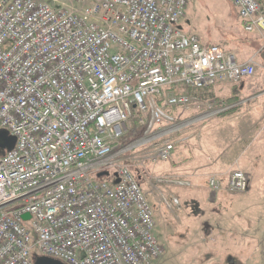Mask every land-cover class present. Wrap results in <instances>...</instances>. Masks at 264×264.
Segmentation results:
<instances>
[{"label": "built area", "instance_id": "2783aa9c", "mask_svg": "<svg viewBox=\"0 0 264 264\" xmlns=\"http://www.w3.org/2000/svg\"><path fill=\"white\" fill-rule=\"evenodd\" d=\"M228 1L245 32L264 41L261 1ZM187 8L188 0H0V132L15 139L0 156V264H34L35 252L63 264L163 256L153 208L116 142L135 112L148 114L140 122L158 128L154 161L170 160L175 145L159 141L240 105L179 121L168 108L197 99L173 87L236 84L257 69L253 58L239 63L185 34ZM111 172L112 183L93 179ZM208 185L212 198L243 193L249 177L232 170Z\"/></svg>", "mask_w": 264, "mask_h": 264}, {"label": "rangeland", "instance_id": "374dc122", "mask_svg": "<svg viewBox=\"0 0 264 264\" xmlns=\"http://www.w3.org/2000/svg\"><path fill=\"white\" fill-rule=\"evenodd\" d=\"M236 11L228 0H188L181 28L206 45L225 48L238 62L254 59L255 76L228 83L229 90L220 96L214 89L203 90L216 96L207 104H228L234 98L233 104L240 107L163 138L159 142L176 148L166 162L154 161L157 142L150 139L158 128L150 130L140 122H148V114L135 112L124 137L116 142L119 163L131 168L153 208L156 235L165 249L157 264H264V41L245 32ZM173 89L196 92L181 84ZM187 109L172 107L168 112L187 121L193 117ZM238 169L249 176L247 191L224 189L212 198L210 174ZM157 177L172 183H156ZM93 179L112 183L113 173ZM182 179L190 186L174 183ZM174 198L179 205H173Z\"/></svg>", "mask_w": 264, "mask_h": 264}, {"label": "crops", "instance_id": "0c3cea01", "mask_svg": "<svg viewBox=\"0 0 264 264\" xmlns=\"http://www.w3.org/2000/svg\"><path fill=\"white\" fill-rule=\"evenodd\" d=\"M237 12V11H236ZM237 15H238V12H237ZM239 16V15H238ZM240 18V17H239ZM254 36H256V37H259L258 36V34H256V35H254ZM246 62V61H245ZM245 62H239V63H245ZM228 83H230V82H219L218 84H216L215 86H213V87H211V88H209V89H214L215 91H217V93L219 94V96L223 93V92H225V91H228L229 90V88L227 87V85H228ZM194 91H196L194 94H192V95H190L191 97H194V98H196L197 99V102L199 101V104H193L191 107H190V109H187V110H189V112H188V115H189V117L192 115L193 117L192 118H189V119H187V121H191V120H193V119H195V118H197V117H199V116H202V115H204V114H208L209 112H211L212 111V108L213 107H218V108H220L221 106H225L224 104H207L208 103V101H210V100H214V97H216V96H212L211 94L209 95V94H206V93H204V91L203 90H200V91H197V90H194ZM240 92V91H239ZM221 105V106H220ZM241 105V104H240ZM240 105L239 106H237V107H240ZM217 109V108H216ZM225 113H231V112H225ZM224 113V114H225ZM195 124V123H194ZM193 125V124H192ZM191 126V125H190ZM189 126V127H190ZM188 128V127H187ZM193 137H194V135H193ZM200 137V136H199ZM200 162V161H199ZM239 170H241V169H239ZM227 173V172H226ZM211 175H219V176H221V175H225V173H212V174H210V176ZM187 179H188V177H187ZM188 181H189V179H188ZM187 181V182H188ZM189 183V186H190V182H188ZM217 197V196H216ZM215 197V198H216Z\"/></svg>", "mask_w": 264, "mask_h": 264}, {"label": "water", "instance_id": "95a60500", "mask_svg": "<svg viewBox=\"0 0 264 264\" xmlns=\"http://www.w3.org/2000/svg\"><path fill=\"white\" fill-rule=\"evenodd\" d=\"M15 146V139L13 137L8 136L5 132H0V148L2 151H0V156L4 155L5 151H11ZM108 175V173L103 174L101 176ZM117 183V182H116ZM24 219H28V216H24ZM34 264H63L57 260L40 256V257H34Z\"/></svg>", "mask_w": 264, "mask_h": 264}, {"label": "trees", "instance_id": "16d2710c", "mask_svg": "<svg viewBox=\"0 0 264 264\" xmlns=\"http://www.w3.org/2000/svg\"><path fill=\"white\" fill-rule=\"evenodd\" d=\"M185 94H187V93H185ZM231 99H233V100H230V101L228 102V104H226V105H232V104H233V102H234L235 100H234V98H231ZM237 108H238V107L233 108L232 110H230V111H228V112H233V111L237 110ZM40 256H41V255H40L38 252H35V253H34V257H40Z\"/></svg>", "mask_w": 264, "mask_h": 264}]
</instances>
